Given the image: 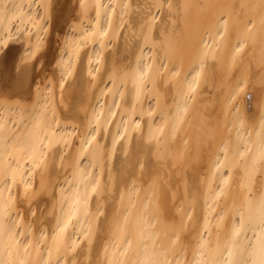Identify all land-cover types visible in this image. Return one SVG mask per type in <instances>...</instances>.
<instances>
[{"label":"bare ground","instance_id":"obj_1","mask_svg":"<svg viewBox=\"0 0 264 264\" xmlns=\"http://www.w3.org/2000/svg\"><path fill=\"white\" fill-rule=\"evenodd\" d=\"M0 264H264V0H0Z\"/></svg>","mask_w":264,"mask_h":264}]
</instances>
